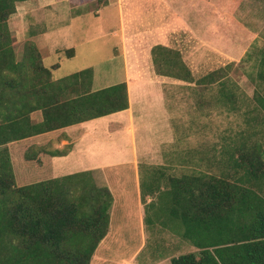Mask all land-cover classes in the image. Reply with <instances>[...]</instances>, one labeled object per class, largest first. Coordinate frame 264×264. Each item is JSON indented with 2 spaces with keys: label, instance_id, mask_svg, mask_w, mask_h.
I'll return each mask as SVG.
<instances>
[{
  "label": "rangeland",
  "instance_id": "374dc122",
  "mask_svg": "<svg viewBox=\"0 0 264 264\" xmlns=\"http://www.w3.org/2000/svg\"><path fill=\"white\" fill-rule=\"evenodd\" d=\"M180 19L194 33L185 31ZM128 21L127 41L122 33ZM175 21L181 26L168 32V41L153 40L173 29ZM7 28L16 60H21L27 43L34 44L52 80L84 69L92 70L93 90L125 80L133 131L126 132L127 113L103 118L95 130L94 164L101 167L90 180L111 192V226L94 259L96 264H170L176 251L167 243L173 236L182 239L183 228L169 219L163 182L159 191L148 195V202L142 192L153 172L218 175L225 146L246 134V106L257 107L260 97L264 0H27L15 3ZM156 45L168 48L184 64L189 81L157 74L152 54ZM225 66L238 112H227L217 101L216 84L198 82ZM109 123L118 126L107 134ZM250 137L264 142V131ZM21 155L15 154L12 164L17 185L42 181L38 163L26 165Z\"/></svg>",
  "mask_w": 264,
  "mask_h": 264
},
{
  "label": "trees",
  "instance_id": "16d2710c",
  "mask_svg": "<svg viewBox=\"0 0 264 264\" xmlns=\"http://www.w3.org/2000/svg\"><path fill=\"white\" fill-rule=\"evenodd\" d=\"M22 1L27 0H0V264H89L107 231L108 190H88L83 174L18 186L6 144L127 110V85L93 91L91 69L52 80L32 43L17 61L7 22ZM152 54L158 75L190 80L168 48L156 45ZM260 64L257 107L246 106V134L225 146L221 172L179 177L153 172L145 185L144 197L163 182L170 221L197 249L171 258L170 264H264V142L249 140L250 133L264 131V55ZM227 66L198 82L216 84L217 101L227 112H238ZM37 111L40 122L31 119ZM40 153L39 147L28 148L21 157L40 163Z\"/></svg>",
  "mask_w": 264,
  "mask_h": 264
},
{
  "label": "crops",
  "instance_id": "0c3cea01",
  "mask_svg": "<svg viewBox=\"0 0 264 264\" xmlns=\"http://www.w3.org/2000/svg\"><path fill=\"white\" fill-rule=\"evenodd\" d=\"M122 4L123 2L121 3V6ZM181 22L184 26H186V29H184L185 31H188L189 33H194V31L188 27L189 26L188 24H186L182 20ZM129 23L130 22L128 21L127 26H125V29H123V33H122V39H126L127 41H128V36H129V30H128ZM175 24L176 26L174 27ZM177 24L179 23L175 21L173 23V27H174L173 29L170 28L169 30L165 32H160L159 36L154 37L153 40L168 41L166 39V35L170 34L168 32H174V30H176L177 28ZM199 40H202V38H199ZM127 74L128 72H126V69H125V75ZM93 91H96V90H93ZM128 99H129L128 109L118 112L119 114L127 113V116L129 117L130 123L126 125V129H127L126 132L133 131V127L131 124V121H132L131 119V112H132L131 111V99L130 98ZM118 113H114V114H118ZM111 115L113 114H110V115H107L101 118L85 121L79 124L71 125V126H68V127H65L59 130H55L52 132L40 134L38 136L26 138L24 140L10 142L6 144V147L9 151L11 164H14L15 162L14 160L15 154L16 155H18L19 153L23 154L24 151L28 150V148L37 150V148L39 147L41 149V153L38 156L40 160V163H38V165H39V175L40 177H42L41 182L54 180V179H60V178L70 176V175L83 174L85 177V180H87V182L92 187L98 188L99 186L96 187L95 185H92L93 182L90 180L91 176H93L94 170L101 167V166L94 164L96 163L97 159H96V155H93V150L95 149V143H96L95 141L98 139L97 132L95 130L97 129V123L100 120H102L105 117H109ZM31 119L34 122H40L41 112L40 111L33 112L31 114ZM116 126L118 125H114V123L107 124L106 126L107 134H109L111 129H114ZM119 126H121V124H119ZM56 151H59V152L67 151V152L63 156H55V157L50 156L49 154L50 152H56ZM24 162L27 165L29 162H36V161L24 160ZM134 164H135V167L139 166V163L137 164L136 161L134 162ZM36 170L38 173L37 168ZM14 174L16 176L15 172ZM148 197L149 196L146 195L144 199L146 200ZM113 202H114V199L112 196V204ZM142 202H143L142 195L140 193V196L138 195V204L141 210H143V207H144ZM146 202H148V199L146 200ZM110 226H111V221L109 218L107 231H106L105 237L102 238L101 242H103L108 237L109 232H110L109 230ZM167 246L170 250L176 251V254H174L171 257H178L179 255L186 254L192 251L197 252V249L190 242L187 243L186 240L180 239V237L173 236L172 238H170V240L167 243ZM96 249L91 257L89 264H96V261L94 259L95 258L94 254L96 252ZM166 260H169V259L165 257V261ZM161 261L154 262L153 264H164ZM126 264H136V263H134L132 260H129L128 262H126Z\"/></svg>",
  "mask_w": 264,
  "mask_h": 264
}]
</instances>
